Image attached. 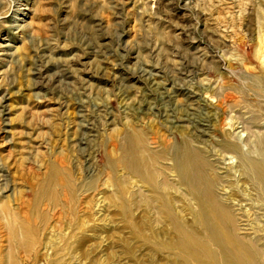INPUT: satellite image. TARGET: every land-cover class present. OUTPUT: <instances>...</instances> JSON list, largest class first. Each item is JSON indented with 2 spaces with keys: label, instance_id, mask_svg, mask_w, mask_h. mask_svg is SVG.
<instances>
[{
  "label": "rangeland",
  "instance_id": "1",
  "mask_svg": "<svg viewBox=\"0 0 264 264\" xmlns=\"http://www.w3.org/2000/svg\"><path fill=\"white\" fill-rule=\"evenodd\" d=\"M203 120L219 164L227 143L264 153V0H0V215L38 230L11 264H170L123 213L138 190L141 209L190 200L172 146ZM141 145L157 192L130 168Z\"/></svg>",
  "mask_w": 264,
  "mask_h": 264
},
{
  "label": "bare ground",
  "instance_id": "2",
  "mask_svg": "<svg viewBox=\"0 0 264 264\" xmlns=\"http://www.w3.org/2000/svg\"><path fill=\"white\" fill-rule=\"evenodd\" d=\"M187 102L190 116H194L198 105L192 100ZM194 125L193 136L200 145L182 139L172 146L174 170L190 200L177 207L165 205L161 197L145 200L147 208L141 209L135 196L143 197V192L138 190L128 197L132 208L123 213L125 220L137 225L146 220V224L139 226L141 232L144 230L140 238H145L143 245L159 246L173 258L170 264H264V153L252 156L251 152L227 143L221 149L225 161L219 164L216 150L213 152L206 145L212 140L210 122L203 120ZM252 137L258 146L262 145L260 135ZM206 146L208 159L201 150H206ZM138 147L133 154L138 167L130 168L152 192H157L162 188L156 181L157 173L144 160V147ZM235 158L238 165L234 166V175L222 173L228 165L226 161ZM172 179L176 183L174 176ZM159 201L163 202L161 206L156 205ZM143 226L151 229L146 232ZM87 227V222L82 221L79 237L72 245L82 255L92 234V228ZM37 231L31 218L21 212L7 210L0 215V264H11L15 255L20 260L29 255V240H35Z\"/></svg>",
  "mask_w": 264,
  "mask_h": 264
}]
</instances>
